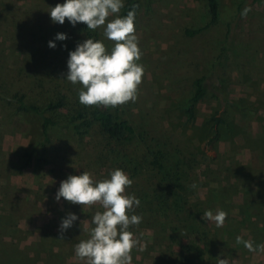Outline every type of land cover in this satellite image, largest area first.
Segmentation results:
<instances>
[{"label": "rangeland", "instance_id": "374dc122", "mask_svg": "<svg viewBox=\"0 0 264 264\" xmlns=\"http://www.w3.org/2000/svg\"><path fill=\"white\" fill-rule=\"evenodd\" d=\"M137 1L134 28L144 71L135 101L116 108L154 148L163 147L172 157L194 156L185 168V198L201 207L198 224L204 239L216 231L225 241L212 254L205 252L204 262H194L218 264L226 257L229 264H264V251H249L242 242L264 245V143L260 147L258 140L264 138V4H245L242 9L250 11L241 15L239 0H218V19L207 25L206 0ZM58 2L63 0H0V264H86L73 247L89 237L91 217L103 208L99 202L57 201L55 192L68 174L87 171L102 180L110 169L120 168L97 132L80 136L62 125L44 148L38 122L16 112V94L39 103L52 92L80 86L64 78L68 52L78 42L91 37L106 49L113 45L102 27L72 26L67 18L63 24L51 22L47 10ZM187 28L200 30L189 34ZM57 32L67 39L48 47ZM199 73L207 76L209 92L190 116L188 98ZM211 90L230 104L226 109L235 126L223 124L214 141H209L210 117L225 105ZM131 180L125 191L141 204L142 186ZM246 197L254 206L249 218L244 215ZM209 209L226 212L222 226L202 219ZM69 212L78 220L61 238L59 223ZM140 216L141 222L128 229L138 240L130 264H169L170 250L179 254L192 241L203 245L182 220L147 211Z\"/></svg>", "mask_w": 264, "mask_h": 264}, {"label": "clouds", "instance_id": "9594fccd", "mask_svg": "<svg viewBox=\"0 0 264 264\" xmlns=\"http://www.w3.org/2000/svg\"><path fill=\"white\" fill-rule=\"evenodd\" d=\"M123 6L124 0H63L47 10L53 23L63 24L67 18L72 26L83 22L90 30L102 27L103 35L113 41L109 50L101 40L87 37L68 52L64 78L80 85L78 101L86 106L116 107L136 99L144 68L138 63L141 51L134 28L135 9L121 16L119 12ZM249 11L246 6L241 15ZM66 39V33L57 32L54 39L48 40V47L55 48L57 40ZM131 184V178L120 168L110 169L102 180L81 171L79 174H68L60 181L55 200L63 198L80 205L99 202L103 208L91 217L89 237L73 247L76 257L85 260L86 264H130V252L138 240L128 230L129 225L139 224L142 220L140 215L133 213V208L140 205L139 198L125 191ZM226 215L223 209L215 212L209 209L205 210L202 219L215 222L219 227ZM77 220L74 212L61 218V238ZM237 240L239 242L241 238L237 237ZM242 242L249 251H264V245L254 247L251 241ZM218 264H229V260L220 258Z\"/></svg>", "mask_w": 264, "mask_h": 264}, {"label": "trees", "instance_id": "16d2710c", "mask_svg": "<svg viewBox=\"0 0 264 264\" xmlns=\"http://www.w3.org/2000/svg\"><path fill=\"white\" fill-rule=\"evenodd\" d=\"M260 2L264 0H239L238 10L241 11L243 5L248 3ZM210 20L207 25L214 23L218 19L219 1L206 0ZM138 7L137 0H127L123 6L121 16L126 15L130 9ZM238 15V13H236ZM236 15V16H237ZM235 16V17H236ZM230 30L231 22L228 24ZM200 29H186V33L194 34ZM207 76L199 73L193 78V91L190 95L189 102L191 107L188 111L190 116L193 115V105L203 99L209 92ZM55 91L47 96L43 102L34 103L26 99L24 94L15 96L17 103L16 112L29 116L32 120L37 121L40 127L42 141L45 148L46 144H51L55 133L62 125H69L78 135L84 136L90 131L100 134L106 142L115 159L120 160V169L126 171L131 179L136 180L134 184L142 186L143 198L138 210L133 213L147 211L161 214L163 216H172L177 221L182 220L192 230V234H197L202 238L201 247L195 245V242H188L184 245L183 251L176 254L172 250L168 252L169 258L166 261L169 264H199L194 262V258L204 262V253L212 254L216 247L225 246L218 232L214 231L207 240L204 239V233L198 219H200L201 207H196L192 202L185 198L187 193V183L184 182L185 168L194 160L192 154H185L184 157H172L169 150H163V147L154 148L151 142L146 140L143 133L137 131L135 123L131 122L125 115L122 116L118 108L103 105L86 106L78 101V89ZM218 104H224L225 110L220 112L216 110L210 117L212 121L213 135L209 141H214L220 135L223 124L235 128L233 125L231 110L226 109L230 104L218 93L211 90ZM223 106V105H222ZM250 140L254 139L249 137ZM260 147L263 146L264 138H258ZM188 170V168H187ZM140 181V182H139ZM248 192L246 196H248ZM257 196V191L253 192V197ZM258 197V196H257ZM245 216L249 218L252 214L253 207L248 197L244 199ZM177 216V217H175ZM150 217H152L150 215ZM207 236V235H205ZM205 247V248H204ZM197 252V253H196ZM190 253L194 257L190 258Z\"/></svg>", "mask_w": 264, "mask_h": 264}, {"label": "water", "instance_id": "95a60500", "mask_svg": "<svg viewBox=\"0 0 264 264\" xmlns=\"http://www.w3.org/2000/svg\"><path fill=\"white\" fill-rule=\"evenodd\" d=\"M0 95H2V94H0Z\"/></svg>", "mask_w": 264, "mask_h": 264}]
</instances>
